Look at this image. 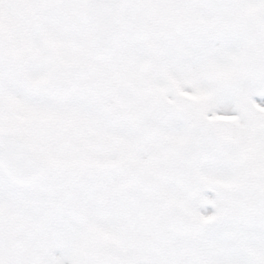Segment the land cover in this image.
<instances>
[{
    "label": "snow or ice",
    "instance_id": "1",
    "mask_svg": "<svg viewBox=\"0 0 264 264\" xmlns=\"http://www.w3.org/2000/svg\"><path fill=\"white\" fill-rule=\"evenodd\" d=\"M0 264H264V0H0Z\"/></svg>",
    "mask_w": 264,
    "mask_h": 264
}]
</instances>
